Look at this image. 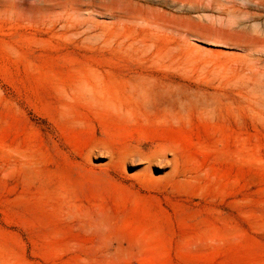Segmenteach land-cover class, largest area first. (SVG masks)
I'll use <instances>...</instances> for the list:
<instances>
[{
	"label": "rangeland",
	"instance_id": "1",
	"mask_svg": "<svg viewBox=\"0 0 264 264\" xmlns=\"http://www.w3.org/2000/svg\"><path fill=\"white\" fill-rule=\"evenodd\" d=\"M0 264H264V0H0Z\"/></svg>",
	"mask_w": 264,
	"mask_h": 264
},
{
	"label": "bare ground",
	"instance_id": "2",
	"mask_svg": "<svg viewBox=\"0 0 264 264\" xmlns=\"http://www.w3.org/2000/svg\"><path fill=\"white\" fill-rule=\"evenodd\" d=\"M160 23V22H159ZM138 24H139V22H138ZM142 25V24H141ZM164 25V24H163ZM165 26V25H164ZM169 28H171V27H169ZM173 28V27H172Z\"/></svg>",
	"mask_w": 264,
	"mask_h": 264
}]
</instances>
